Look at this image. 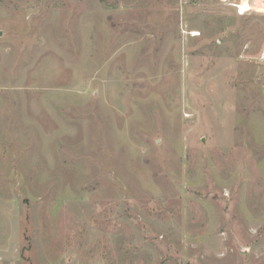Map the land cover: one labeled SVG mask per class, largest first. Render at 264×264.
<instances>
[{"label": "rangeland", "instance_id": "374dc122", "mask_svg": "<svg viewBox=\"0 0 264 264\" xmlns=\"http://www.w3.org/2000/svg\"><path fill=\"white\" fill-rule=\"evenodd\" d=\"M0 264H264V0H0Z\"/></svg>", "mask_w": 264, "mask_h": 264}]
</instances>
